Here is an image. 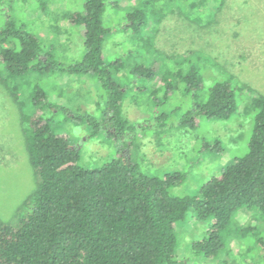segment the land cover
<instances>
[{"label": "trees", "instance_id": "trees-1", "mask_svg": "<svg viewBox=\"0 0 264 264\" xmlns=\"http://www.w3.org/2000/svg\"><path fill=\"white\" fill-rule=\"evenodd\" d=\"M78 2L77 9H55L51 0H0V83L19 108L37 179L36 189L12 219L0 218V264H186L188 259L176 256L175 227L189 210L208 221L203 236L191 242L192 256L218 259L230 251V238L236 237L248 243L244 253L254 257L248 264H264V226L257 230L259 223L264 224V93L235 81L228 70L222 76L214 73L208 63L199 62V56L194 59L199 50L161 52L155 42L159 29L154 34L149 30L169 13L200 22L202 7L211 16L225 0H164L160 6L158 0ZM109 5L123 9L124 15L107 25ZM32 7L82 29L81 59L64 60L55 39L46 40L29 26ZM52 27L59 35V28ZM118 32L134 41V47L126 50L145 47L161 54V60L129 64L125 53L107 60L111 57L107 40ZM164 60L173 61L174 67ZM57 72L94 76L106 95L102 114L73 112L51 100L48 85L38 79ZM147 85L155 93L162 92L166 102L184 87L182 92L192 97V105L178 125L186 128L198 127L197 116L228 121L246 110L254 116L248 150L196 193L171 191L186 180L185 172L147 175L122 150L99 166L80 165L78 146L54 126L59 110L65 112V119L85 124L90 137L105 134L119 144L130 133L131 143L137 126L124 114L127 94L141 93ZM165 118L163 113L155 115L144 129L166 127L161 123ZM218 142L214 140L215 147ZM244 209L254 212L259 225L242 226L234 219ZM259 249L262 253L255 258Z\"/></svg>", "mask_w": 264, "mask_h": 264}, {"label": "rangeland", "instance_id": "rangeland-1", "mask_svg": "<svg viewBox=\"0 0 264 264\" xmlns=\"http://www.w3.org/2000/svg\"><path fill=\"white\" fill-rule=\"evenodd\" d=\"M78 1L51 0L50 4L55 9H77ZM163 1L158 0L157 6L162 5ZM122 2L124 0H120ZM30 12L33 18L29 26H34L32 28L46 40L55 39L58 53L66 58L64 60L72 62L81 59L85 46L79 26L64 19H53L50 14H40L34 7ZM122 12L123 9L113 10L109 5L104 22L110 25L108 21L114 22L117 16L124 15ZM201 12L203 17L200 22L169 13L161 24H154L149 30L154 34L159 29L155 40L159 50L169 55L199 50L194 59L199 56V62L208 63L214 73L222 76L228 70L234 74L235 81L247 82L258 93H264V0H225L224 5L211 16H207L203 7ZM52 26L59 28V35L55 34ZM106 45L111 53L107 60L122 53L126 54L129 64L149 63L162 58L161 54H155L145 47H139L136 52L126 50L134 47V41L123 32L109 37ZM164 64L174 67L173 61L164 60ZM38 82L48 85L51 100L70 111L98 116L106 106L105 91L92 75L57 72L39 78ZM206 83L210 84V81L206 80ZM183 88L173 92L169 102L163 100L162 92L155 93L151 85H147L141 93L133 94L135 91H131L130 95L127 94V113L124 114L137 126L136 138L131 143L130 133L123 136L119 144L105 134L90 137L86 125L75 119H65L62 109L53 119L54 126L78 146L82 166H99L122 150L125 155L131 154L132 161L139 164L140 171L147 175L185 172L186 180L171 191L178 194L196 193L211 176L220 173L234 158L248 150L254 116L251 114L250 117L246 110L228 121L197 116V128L180 126V116L192 105V97L184 94ZM162 113L167 116L161 120L166 127L144 129L143 125L150 124L149 120ZM216 139L219 140L217 147L214 144ZM36 187L37 179L30 163L19 108L0 83V218L5 221L12 219L18 207ZM234 219L242 226L258 224L254 212L245 209L236 213ZM259 224L258 231L264 226L263 223ZM207 225L208 221L198 219L193 210H189L185 220L176 225V256L188 259L186 264H248L254 258L251 253H244L248 247L246 240L236 237L230 238V251L221 254L218 259L192 256L191 242L203 236ZM252 233H249L250 237ZM261 253L262 249H259L255 258H259Z\"/></svg>", "mask_w": 264, "mask_h": 264}]
</instances>
